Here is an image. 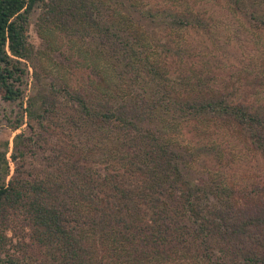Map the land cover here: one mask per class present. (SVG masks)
Segmentation results:
<instances>
[{"label":"trees","instance_id":"1","mask_svg":"<svg viewBox=\"0 0 264 264\" xmlns=\"http://www.w3.org/2000/svg\"><path fill=\"white\" fill-rule=\"evenodd\" d=\"M224 3L264 29V0ZM183 4L0 0L2 98L22 97L35 8L46 27L81 39L100 60L85 86L54 80L37 91V109L28 101L36 138L50 132L53 167L45 177L0 179V264H264V174L240 187L227 183L210 173L207 158L220 160L222 149L204 129L192 143L173 135L179 125L206 127L216 118L264 162V100L229 99L169 73L148 41L152 27L208 22ZM158 46L184 56L182 44ZM259 67L255 82L264 86V56Z\"/></svg>","mask_w":264,"mask_h":264},{"label":"rangeland","instance_id":"2","mask_svg":"<svg viewBox=\"0 0 264 264\" xmlns=\"http://www.w3.org/2000/svg\"><path fill=\"white\" fill-rule=\"evenodd\" d=\"M224 1L142 0L147 7L169 6L174 10L184 8L183 2H187L192 9L205 13L208 21L204 27L154 26L148 41L157 48L155 56L163 58L173 76L184 72L194 86L201 89L205 85L209 91L228 92L229 99L264 100V86L255 82L264 56V29L257 28L238 13H232ZM69 34L53 26L46 27L39 19L38 8L31 12L27 26L30 54L21 58L26 68L20 82L22 97L10 101L0 94V179L7 181L13 175L29 179L45 177L53 167L50 166L53 147L50 132L42 129V135L36 138L39 126L28 112V101L32 102L30 109H37L39 102L34 100L37 91L50 89L54 80L66 81L72 87L85 86L88 80L94 79L93 70L100 64L91 46ZM163 41L182 44L184 56L159 52L158 43ZM194 92L196 89L191 90ZM214 119H210L206 127L199 122L179 125L173 129V135L183 143H192L193 137H200L195 130L204 129L202 135L214 139L222 149L220 160L213 155L207 158L210 173L222 175L227 183L240 187L264 174L260 155L248 148L242 136L237 137L231 128ZM20 132L23 136L15 148L14 137ZM12 218L16 225L22 219L17 213ZM6 231L8 235L12 234L11 229Z\"/></svg>","mask_w":264,"mask_h":264}]
</instances>
